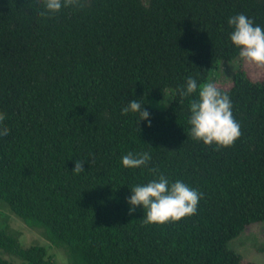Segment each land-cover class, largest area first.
Wrapping results in <instances>:
<instances>
[{
    "label": "trees",
    "instance_id": "trees-1",
    "mask_svg": "<svg viewBox=\"0 0 264 264\" xmlns=\"http://www.w3.org/2000/svg\"><path fill=\"white\" fill-rule=\"evenodd\" d=\"M82 3L42 17L38 0H0V127L9 130L0 136V202L63 247L68 264H253L227 243L264 222V78L240 71L217 88L240 124L232 146L194 140L188 119L199 86L239 57L228 19L245 14L264 28V0ZM189 77L198 89L183 97ZM134 99L150 127L121 114ZM129 152L149 153L147 166L123 167ZM161 175L201 194L194 215L145 224L147 209L129 214L131 189ZM0 251V264H55L8 228Z\"/></svg>",
    "mask_w": 264,
    "mask_h": 264
},
{
    "label": "clouds",
    "instance_id": "clouds-1",
    "mask_svg": "<svg viewBox=\"0 0 264 264\" xmlns=\"http://www.w3.org/2000/svg\"><path fill=\"white\" fill-rule=\"evenodd\" d=\"M43 10L39 15L44 17L59 12L61 8H81L82 0H38ZM233 26L230 40L239 49L241 59L264 64V28L254 26L253 21L245 14H238L228 19ZM198 89L197 81L189 77L180 95L187 97ZM134 99L122 108L121 114L138 113L139 121L147 120L146 126H151L150 113ZM5 113L0 112V125L5 120ZM190 135L194 140L202 141L204 145L215 144L217 149L230 147L242 135L240 124L232 114V104L226 93H221L212 83L199 86L198 99L190 102V117L188 119ZM7 127H0V136L8 134ZM150 155L147 152L127 153L121 159L126 168L147 166ZM83 161L74 162V173L84 171ZM155 172V169L152 170ZM127 198L130 205L129 214L135 211L136 206L147 209L145 224H164L165 222L179 221L183 217L194 215L197 211L201 194L186 183L176 180L171 183L163 175L153 179L145 185H136L131 189Z\"/></svg>",
    "mask_w": 264,
    "mask_h": 264
},
{
    "label": "rangeland",
    "instance_id": "rangeland-1",
    "mask_svg": "<svg viewBox=\"0 0 264 264\" xmlns=\"http://www.w3.org/2000/svg\"><path fill=\"white\" fill-rule=\"evenodd\" d=\"M214 70L213 77L209 76L204 83L210 82L217 88H229L232 85L233 75L240 71H243L244 75L252 82L261 81L264 78V64L247 61L241 59L240 56L232 61H220L218 68ZM168 94L170 93L168 92ZM166 95L158 102L160 106H165L161 101H165ZM3 205L0 202V229L8 228L12 233H15L20 245L43 246L55 264H68L67 253L63 247L50 244L41 229L26 226L9 212L6 205ZM227 247L239 254L242 263L264 264V222H256L247 226L237 237L227 243ZM0 256L4 257L1 251ZM6 257L16 264L19 263L13 257Z\"/></svg>",
    "mask_w": 264,
    "mask_h": 264
}]
</instances>
